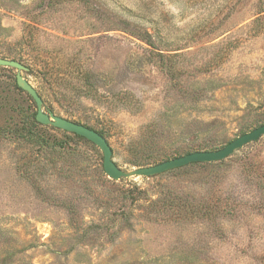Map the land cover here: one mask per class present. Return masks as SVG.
Returning a JSON list of instances; mask_svg holds the SVG:
<instances>
[{
  "label": "rangeland",
  "instance_id": "rangeland-1",
  "mask_svg": "<svg viewBox=\"0 0 264 264\" xmlns=\"http://www.w3.org/2000/svg\"><path fill=\"white\" fill-rule=\"evenodd\" d=\"M0 57L124 170L264 123V0H0ZM0 66V264H264V135L115 180Z\"/></svg>",
  "mask_w": 264,
  "mask_h": 264
},
{
  "label": "water",
  "instance_id": "water-1",
  "mask_svg": "<svg viewBox=\"0 0 264 264\" xmlns=\"http://www.w3.org/2000/svg\"><path fill=\"white\" fill-rule=\"evenodd\" d=\"M0 66L13 67L17 69L16 82L19 88L26 91L35 101L37 112L35 118L44 125L72 132L82 136L96 144L103 152V168L105 173L115 180L133 176H155L169 170L187 166L195 162H215L228 158L236 150L246 144L259 140L264 135V123L252 130L241 134L228 142L225 146L216 150H198L161 161L148 166H140L131 170L120 168L113 160V150L103 134L84 124L69 120L53 112H46L43 109V99L34 86L23 76L22 71L28 67L22 62L14 59L0 57Z\"/></svg>",
  "mask_w": 264,
  "mask_h": 264
}]
</instances>
